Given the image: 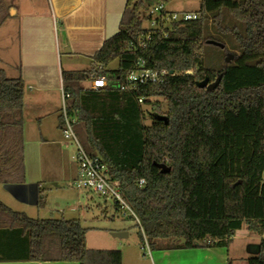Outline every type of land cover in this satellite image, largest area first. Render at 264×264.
Returning <instances> with one entry per match:
<instances>
[{"label":"trees","instance_id":"trees-1","mask_svg":"<svg viewBox=\"0 0 264 264\" xmlns=\"http://www.w3.org/2000/svg\"><path fill=\"white\" fill-rule=\"evenodd\" d=\"M174 1L127 0L118 33L91 58L93 67L61 73L67 114L152 251L227 249L245 230L260 238L246 264H264V0H197L199 20L165 31L144 27L153 4ZM8 15L0 0V28ZM115 62L118 69L109 70ZM142 68L171 76L120 91L126 75ZM98 78L108 86L88 89ZM206 80L214 90L199 88ZM25 92L22 79L0 70V186L26 182ZM152 100L166 104V113L145 112ZM242 112L258 116L256 133L220 137L216 124ZM41 192L38 209L45 208ZM86 235L80 221L33 220L0 201V262L123 264L120 251L89 250Z\"/></svg>","mask_w":264,"mask_h":264},{"label":"crops","instance_id":"crops-1","mask_svg":"<svg viewBox=\"0 0 264 264\" xmlns=\"http://www.w3.org/2000/svg\"><path fill=\"white\" fill-rule=\"evenodd\" d=\"M151 1L153 2V0ZM3 3L9 15L0 28V70L5 72L8 79H22L26 85V91L28 89L30 92L28 96L25 92V124L28 111L42 112L44 119L58 112L56 116L59 122L62 108L63 58L66 60V65L72 63L70 59H83L91 62L93 67L91 58L106 41L118 33L127 0H3ZM88 84L90 86V83ZM50 106H54L56 112L52 113L53 110L52 108L50 110ZM38 117L37 122L41 128L44 119ZM58 129L61 131L59 126ZM76 179L77 175L76 178L74 176L71 179L72 187H74ZM24 185L9 186L23 188ZM40 185L41 183L38 184V189ZM23 192L27 191L21 193ZM29 193H31L29 197H23V201L24 198L28 200V198L35 197L32 192ZM38 195L36 194V201L39 200ZM68 207L72 209L70 213H74L73 204H68ZM60 211L54 210L53 212L65 215L66 211ZM138 232L140 237V231L138 230ZM112 233L125 234V232ZM125 235H127L125 238L130 237L128 233ZM107 238L115 239L112 236ZM86 241L88 248V239ZM235 241L236 237L233 238V242L227 249L165 252L156 257H149V263H147V257H144L145 263L246 264L247 257H240L236 251L237 247L232 246ZM101 249V251H115L113 250L115 248H111L112 250H105L110 248ZM231 249L236 251L234 255ZM122 258L123 264H129L127 257L122 255ZM0 264L77 263L0 262ZM133 264L144 263L142 260H135Z\"/></svg>","mask_w":264,"mask_h":264},{"label":"rangeland","instance_id":"rangeland-1","mask_svg":"<svg viewBox=\"0 0 264 264\" xmlns=\"http://www.w3.org/2000/svg\"><path fill=\"white\" fill-rule=\"evenodd\" d=\"M145 1L150 2V0ZM151 3L153 2L151 1ZM166 9L170 13H196L199 10V2L197 0H175ZM144 27L149 28L150 26L145 24ZM70 60L72 63L66 65V60L63 58L65 72H84L92 68L91 62L87 60ZM117 69V62L109 67V70ZM86 86L88 87L89 84ZM26 93L27 96L30 95L28 89ZM151 105L153 108L147 107L144 111L154 115L157 113L164 114L167 111L166 104L162 101L153 100ZM51 108L52 113L56 112L54 106H50V110ZM56 113L44 119L42 112H27L24 140L27 182L22 186L23 188L9 185L7 187L1 186L0 201L12 211L25 214L33 220L65 219L80 221L82 227L87 230L86 240L88 239L90 250L101 251V248H110L105 250L115 248L113 250L120 251L125 258H128L129 264L135 263V260H142L146 264L144 257H147V263H149V257L172 252L152 251L149 247L147 249L142 245L136 222L128 217L126 211L119 210L114 201L72 187L71 179L74 176L76 178L77 175V150L74 145L64 139L62 132L58 129L59 122ZM38 116L44 119L41 128L37 122ZM150 119V116L145 119V126L151 125ZM257 124L258 116H248L242 112L237 117H229L223 127L216 124V129L220 137L247 136L256 133ZM39 183L41 185L38 189ZM21 189L27 192L21 193ZM39 190L42 191L41 198L45 202L44 209H38L36 204L38 201H36V194H39ZM29 192H32L35 197L28 198V200L24 198L23 201V197H29L31 194ZM68 204H73L76 212L70 213L72 209H69ZM54 210H61L60 212L64 210L66 213L65 215L54 213ZM112 232H125V234H130V237L123 239L107 238L112 236ZM235 237L236 241L232 246L237 247L236 251L240 257L257 253L253 246L259 244V237L252 236L245 230L237 232ZM236 251L231 249L233 255Z\"/></svg>","mask_w":264,"mask_h":264},{"label":"built area","instance_id":"built-area-1","mask_svg":"<svg viewBox=\"0 0 264 264\" xmlns=\"http://www.w3.org/2000/svg\"><path fill=\"white\" fill-rule=\"evenodd\" d=\"M147 18V24L150 27L146 29L153 32L171 29V25L173 24L197 21L200 19V15L197 13H170L167 11L165 6L154 4L148 10ZM147 40H150V36ZM169 76H171V74L166 71H152L142 68L126 75L124 82L120 84L118 88L122 92H132L142 85L162 84ZM107 86V82L104 79L98 78L91 81L89 89L96 91L99 89H104ZM68 99L69 95L64 92L62 86L61 117L64 127L62 133L64 139L74 145L77 150V179L74 183V187L77 190H83L104 199L112 200L118 206L119 210L126 211L128 217L133 219L139 228L140 234L142 236L140 243L148 249V243L137 216L124 201L117 185L112 184L107 179L106 168L101 165L98 160L92 159L80 144L73 129V126L76 124V119L69 117L67 114L66 102ZM151 102H153V100ZM137 103L140 106H144L146 101L144 99H139ZM149 107L153 108V105H150ZM143 185L144 182H140L139 186L142 187Z\"/></svg>","mask_w":264,"mask_h":264},{"label":"water","instance_id":"water-1","mask_svg":"<svg viewBox=\"0 0 264 264\" xmlns=\"http://www.w3.org/2000/svg\"><path fill=\"white\" fill-rule=\"evenodd\" d=\"M186 76H192L193 75V72H188L185 74ZM199 88L200 89H207L208 91H212L214 90V86L213 85H209V82L206 80L204 82H202L201 84H199ZM158 169L161 170V173L163 175H167L170 173V169L167 168L166 166H163V165H160V166H157ZM258 213L263 216L264 215V211L263 210H259ZM127 235L125 234H112V237L113 238H117V239H123L125 238ZM181 243L184 244L185 241L184 240H181Z\"/></svg>","mask_w":264,"mask_h":264}]
</instances>
